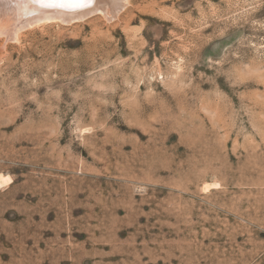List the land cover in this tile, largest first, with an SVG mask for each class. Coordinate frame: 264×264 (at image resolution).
I'll use <instances>...</instances> for the list:
<instances>
[{
	"label": "rangeland",
	"instance_id": "374dc122",
	"mask_svg": "<svg viewBox=\"0 0 264 264\" xmlns=\"http://www.w3.org/2000/svg\"><path fill=\"white\" fill-rule=\"evenodd\" d=\"M6 3L0 264H264V0Z\"/></svg>",
	"mask_w": 264,
	"mask_h": 264
},
{
	"label": "bare ground",
	"instance_id": "6f19581e",
	"mask_svg": "<svg viewBox=\"0 0 264 264\" xmlns=\"http://www.w3.org/2000/svg\"><path fill=\"white\" fill-rule=\"evenodd\" d=\"M10 1V5L15 6L14 9L17 12L15 15L18 16V18H16V20L18 21L16 22L17 26H15V29L13 30L14 37L18 36L23 30L27 28L45 25L47 23L62 21V23L69 24L71 23V21L73 22L75 20L83 18L84 16H87L88 12L90 11H99L103 14L105 19L111 20L116 14L119 13V11L131 4V0H102L101 2H99L100 5L98 4L97 6V0H85V4L82 7L72 9L62 7L60 10H54L48 7H42L39 2H36L35 4L34 0V2L32 0ZM14 9H12V11H14ZM61 15L66 17H62ZM12 182V177L0 173V187L11 184Z\"/></svg>",
	"mask_w": 264,
	"mask_h": 264
},
{
	"label": "snow or ice",
	"instance_id": "6c2138e0",
	"mask_svg": "<svg viewBox=\"0 0 264 264\" xmlns=\"http://www.w3.org/2000/svg\"><path fill=\"white\" fill-rule=\"evenodd\" d=\"M44 6L63 7V8H78L85 4V0H36Z\"/></svg>",
	"mask_w": 264,
	"mask_h": 264
},
{
	"label": "water",
	"instance_id": "95a60500",
	"mask_svg": "<svg viewBox=\"0 0 264 264\" xmlns=\"http://www.w3.org/2000/svg\"><path fill=\"white\" fill-rule=\"evenodd\" d=\"M33 1V0H32ZM35 1V2H34ZM33 2L36 4V0H34ZM2 2H9V4H10V0H1L0 1V4L2 3ZM38 3V2H37ZM40 5H42L41 3H39ZM42 7H48V8H50V9H54V10H57V9H61L62 7H49V6H44V5H42ZM62 16V15H61ZM62 17H66V16H62ZM62 22V21H61ZM64 22V21H63ZM65 22H67V21H65ZM17 26V25H16Z\"/></svg>",
	"mask_w": 264,
	"mask_h": 264
}]
</instances>
